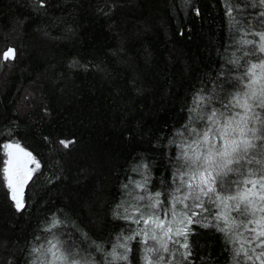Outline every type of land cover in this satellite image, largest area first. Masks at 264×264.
Instances as JSON below:
<instances>
[{"label":"trees","instance_id":"obj_1","mask_svg":"<svg viewBox=\"0 0 264 264\" xmlns=\"http://www.w3.org/2000/svg\"><path fill=\"white\" fill-rule=\"evenodd\" d=\"M260 33L264 0H0V264H29L31 249L49 240L87 264H145L151 239L128 241L127 261L109 255L133 230H154L124 217L156 212L165 227H183L179 214L165 212L180 184L178 158L190 155L192 129L206 123L190 109L199 93L212 97L204 113L225 111L221 101L247 90L245 72L264 60ZM8 49L14 57L5 59ZM7 142L39 164L19 210L2 177ZM156 192L162 203L149 209ZM205 207L188 225L191 255L183 258L173 237L161 264H262L248 244L252 258L235 257L214 226L221 209L208 198ZM40 259L60 264L51 254Z\"/></svg>","mask_w":264,"mask_h":264},{"label":"snow or ice","instance_id":"obj_2","mask_svg":"<svg viewBox=\"0 0 264 264\" xmlns=\"http://www.w3.org/2000/svg\"><path fill=\"white\" fill-rule=\"evenodd\" d=\"M260 38L264 41V33H260ZM251 43V42H248ZM260 51L264 52V44H261ZM5 59L10 56L14 57V50L8 49L3 53ZM264 69V60L259 64H251L245 72L249 76V82L245 85L247 90L243 92H236L231 95V98L225 103L221 101L222 107L225 111H220L216 108H211L210 111L204 113L202 105L205 103L211 104V96H202L199 93L195 98V106L190 109L191 112L200 111L201 114L198 119L206 121L202 130L197 131L192 129V132L197 137L189 145L192 148V155L187 152L182 153V164L177 169V176L180 179V184L169 193L171 200V207L166 210L165 216L169 212L173 217L178 214L182 217L179 221L183 227L175 231L177 236L184 237V242L179 240L172 241L180 244V247L188 250L183 253L184 258L187 259L191 255L187 237L190 229L188 225L194 221V217L202 215L203 212L209 211L205 207V197L208 198V203L220 208L221 211L215 213L214 219L217 223L214 225L219 231L224 233L227 242L233 245L235 257L243 254L247 259L252 257L248 255V249H245V244L250 246L251 252L255 253L256 248L264 249V118L255 111L256 108L264 109V85L259 90L252 86L259 82L257 78L256 69ZM233 109H240L241 111H233ZM192 117H190V120ZM259 124V127H257ZM189 125H185L187 129ZM183 135V133H179ZM218 137L220 141L219 147L212 143V138ZM65 147L69 146L70 141H60ZM201 144L208 145L203 152L197 151ZM194 146V147H193ZM16 148L19 151V145H4L5 149ZM11 156V153L9 152ZM25 156H31V153H24ZM259 157V158H257ZM33 162H35L33 160ZM257 165L256 168L249 166ZM39 168V164L36 163ZM8 173L7 182L10 188H13V200L16 201L17 209L23 207L22 201L17 198L15 187L13 186L11 175V161L9 167L3 169ZM230 175L243 177V179L227 180ZM188 178L185 179L184 177ZM236 185L237 190L234 193H228V188ZM251 185V187H247ZM143 187V185H137ZM185 189L182 195H177L181 189ZM162 195L161 192H156L154 195H149L147 199L152 201L148 205L149 209H157L160 207L162 201L158 198ZM146 197L140 196L139 200H144ZM191 201V203H187ZM231 201V203H229ZM181 204L183 208L177 213L176 205ZM200 209V212L195 211ZM127 211V210H126ZM139 211V208L136 209ZM232 212L237 215L233 216ZM257 213L261 215L257 216ZM125 219H131L133 223L140 224L141 221L145 225H154L151 235L147 228H140L133 230L132 235L123 236L124 243H119L116 247L122 248L123 253L117 254L116 247L109 253L114 260H128L127 253L131 252L128 246V241L136 240L137 237H143V240L138 241L143 245H147L149 239L159 245L145 247V264H161L163 257L159 255L162 251L168 252L169 248L167 241L171 240L170 233L173 229L168 226L165 229V220L161 219L156 212H150L147 216L141 213L139 218L125 216ZM58 220L52 222V227L59 225ZM171 221H169V225ZM249 225H255L249 228ZM155 229H159L162 235H157ZM51 231V229H47ZM245 232L253 233L251 237L244 235ZM118 240L120 237L117 238ZM258 242V243H257ZM239 244V247L235 245ZM48 247L45 248L43 244L31 249L30 255L34 258L29 261V264H44L40 259L41 255L51 254L56 258L60 264H87V260L78 258L79 253L74 252L72 248H65L59 241H47ZM255 245V247H252ZM155 256V260L152 258ZM264 257V251H261L257 259ZM49 264H53L49 261ZM170 264V262H169ZM264 264V261H262Z\"/></svg>","mask_w":264,"mask_h":264},{"label":"rangeland","instance_id":"obj_3","mask_svg":"<svg viewBox=\"0 0 264 264\" xmlns=\"http://www.w3.org/2000/svg\"><path fill=\"white\" fill-rule=\"evenodd\" d=\"M256 75H257V78L264 77V69L257 71ZM262 85H264V78L259 79V82L255 85H253V88L260 87ZM256 89L258 90V88H256ZM211 142L216 144L217 147H219V145H220V141H219L218 137L212 138ZM7 144H11V145H17L18 144L20 149H23V151H19L15 147L12 149H5L4 145H7ZM207 147H208V145L201 144L200 147L197 149V151L203 152L207 149ZM9 152L11 153V156L9 155ZM25 152L29 153L18 142H7V143L3 144V146H2V153H3L2 177H3L4 185L8 191L10 200L14 204L15 208H17V207H16V201H14L12 198L13 188H10L8 186V182H7L8 173H5L3 171V169L6 167H9V161H11V175H12L13 186L15 187V190H16L15 194H16L17 198L22 201V204H23V202H24L23 194H24L25 185L29 181V179L31 178L33 172L35 171L36 163H37L36 159L32 155L30 157L25 156L24 155ZM190 155H192V151L190 152ZM33 160L35 162H33ZM204 199L206 200L205 201V204H206L207 197H205ZM166 228L167 227H165V229ZM178 228H181V227H176V228L172 227L173 232L170 233L169 235L171 236V239L173 237H176L177 240H179L181 243H183L184 237L175 235V231ZM156 232H157V235H162V233L159 229H156ZM249 234H252V233L247 232L245 236L250 238ZM152 245H156L157 247H159V245L156 244L155 241ZM177 249L181 255H183L184 251L186 250V249L180 247V244L177 245ZM256 249L259 251V253L258 252L256 253L257 256L260 254L261 251H264V249H261V248H256ZM183 258H184V255H183ZM258 261L260 262L262 260L258 259Z\"/></svg>","mask_w":264,"mask_h":264}]
</instances>
